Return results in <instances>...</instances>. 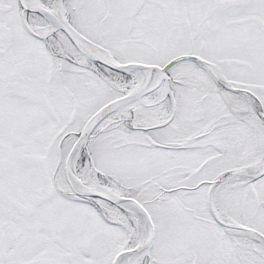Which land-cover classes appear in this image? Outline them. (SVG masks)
<instances>
[{
	"label": "snow or ice",
	"instance_id": "6c2138e0",
	"mask_svg": "<svg viewBox=\"0 0 264 264\" xmlns=\"http://www.w3.org/2000/svg\"><path fill=\"white\" fill-rule=\"evenodd\" d=\"M0 264H264V0H0Z\"/></svg>",
	"mask_w": 264,
	"mask_h": 264
}]
</instances>
